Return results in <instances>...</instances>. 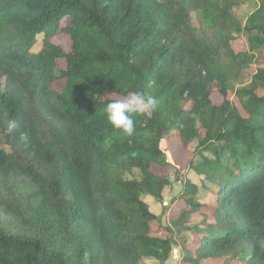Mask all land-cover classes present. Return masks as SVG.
Returning a JSON list of instances; mask_svg holds the SVG:
<instances>
[{
	"label": "trees",
	"instance_id": "trees-1",
	"mask_svg": "<svg viewBox=\"0 0 264 264\" xmlns=\"http://www.w3.org/2000/svg\"><path fill=\"white\" fill-rule=\"evenodd\" d=\"M136 90L128 136L105 106ZM172 139L214 202L175 167L163 225ZM174 226L183 264H264V0H0V264H165Z\"/></svg>",
	"mask_w": 264,
	"mask_h": 264
},
{
	"label": "rangeland",
	"instance_id": "rangeland-1",
	"mask_svg": "<svg viewBox=\"0 0 264 264\" xmlns=\"http://www.w3.org/2000/svg\"><path fill=\"white\" fill-rule=\"evenodd\" d=\"M253 9V6L250 4H244L241 8L238 9V12L245 15ZM41 36L37 37V42L32 47L33 51H38L41 46L40 42ZM53 41L55 43L61 44L65 49L70 47V39L67 35L64 34H57L53 37ZM251 69H248L240 74L238 78V82L240 84H245L249 81L250 76L249 72ZM123 99V98H121ZM215 101H219V99L214 96ZM195 143H191L188 146H182L178 140L172 139L167 141L165 146V151L167 154V160L171 164L167 169L164 170L170 178V184L166 186L163 190V200L161 202L156 201L152 197L144 196V200L148 203L149 210L154 214L160 217V220L163 225L168 224V220L171 218L172 215H176V209L174 208L179 203L178 195L182 190V181L181 179L188 178L192 180L194 183L198 185L199 190V199L208 204H212L214 202V194L209 189L210 185L202 183L201 179L197 176V174L191 169H185V164L187 159L190 156L191 151L194 149ZM175 167L181 172L180 180L175 179L174 169ZM135 174H139L137 170H135ZM130 177V176H128ZM180 204V203H179ZM202 218L199 217L197 221L201 220ZM188 226V225H184ZM156 228V226H154ZM174 235V243L172 245V250L170 257L165 262V264H183L181 258L186 251V249L190 246L193 235L192 233L187 230L185 227L182 226H174L173 227ZM161 232V231H160ZM147 264H159L154 259H144ZM221 261H204L205 264H219Z\"/></svg>",
	"mask_w": 264,
	"mask_h": 264
},
{
	"label": "clouds",
	"instance_id": "clouds-1",
	"mask_svg": "<svg viewBox=\"0 0 264 264\" xmlns=\"http://www.w3.org/2000/svg\"><path fill=\"white\" fill-rule=\"evenodd\" d=\"M159 101L156 97L143 90H136L123 99L112 100L105 106L106 118L109 124L131 136L135 129L137 115H146L154 112ZM15 127V122L9 124V129Z\"/></svg>",
	"mask_w": 264,
	"mask_h": 264
}]
</instances>
